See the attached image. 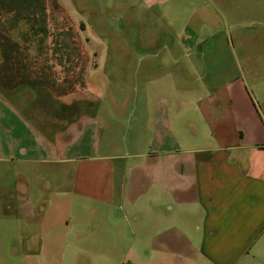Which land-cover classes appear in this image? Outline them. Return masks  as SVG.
I'll return each instance as SVG.
<instances>
[{"label": "crops", "instance_id": "crops-1", "mask_svg": "<svg viewBox=\"0 0 264 264\" xmlns=\"http://www.w3.org/2000/svg\"><path fill=\"white\" fill-rule=\"evenodd\" d=\"M117 1L121 7L159 10L163 20L179 29L165 48L144 58L151 94L132 98L136 114L126 152L51 158L71 166L74 191L106 205L108 223L97 231L105 228L110 236L96 232V251L104 250L97 264H108L109 248L127 256L128 247L132 259L117 264H264V74L253 86L254 96L245 81L230 76L229 67L225 73L216 69L213 58L224 51L211 43L193 47L196 38L186 34L191 23L214 18L217 5L229 0ZM55 2L59 9L70 4ZM77 20L82 22L80 16ZM52 51L49 63L57 71ZM256 52V69L264 71V49ZM64 54L59 69L76 68L69 50ZM185 72H195V78ZM13 184L14 179L0 183V249L19 257L0 256V264H40L32 255L59 243L69 245L66 235L72 225L60 216L59 222L50 218H56L54 211L40 215L37 203L28 208L33 198H25ZM74 257L52 261L81 264Z\"/></svg>", "mask_w": 264, "mask_h": 264}, {"label": "rangeland", "instance_id": "rangeland-1", "mask_svg": "<svg viewBox=\"0 0 264 264\" xmlns=\"http://www.w3.org/2000/svg\"><path fill=\"white\" fill-rule=\"evenodd\" d=\"M69 1L63 9L57 7L55 0L45 1L46 14L49 6L62 21L65 19L73 38L72 59L77 60V67L68 68L67 72L59 67L56 71L49 63L53 60L50 53L54 37L49 25L47 45L41 44L40 49L34 43H26L22 34L0 25V146L22 144L7 151L0 149V183L14 179L13 186L22 190L25 198H33L28 208L37 203L40 215L54 211L56 218H50L59 222L61 217L72 225L66 235L69 245L59 243L32 255L33 259H41L40 264H57L52 259H69L72 254V259H82L81 264H97L99 254L104 253L102 248L97 253L96 239L97 233L110 236L105 228L97 231V226L108 223L106 205L74 191L71 166L64 160L54 163L51 158H60L62 154L126 152L130 124L136 114L132 98L151 94L144 78V58L165 48L173 31L179 29V24L167 23L154 8L152 13L151 8L146 10L138 5L135 9L121 7L117 0ZM49 21L55 22L52 18ZM74 22L76 28L71 24ZM190 26L192 33L186 34L196 38L193 47L203 49L212 45L224 51L222 56L213 58L216 69L225 73L229 67L230 76L245 81L256 96L253 86L264 74L256 69V51L264 49V0L219 3L214 18L207 22L200 19ZM8 36L17 40V45L1 42ZM185 74L188 78L196 75ZM79 144L80 149L67 150ZM60 226L63 227L61 223ZM108 252L109 260L104 259L108 264L132 259L129 247L127 256L119 248L114 253L109 248ZM0 256L17 259L19 254L0 249Z\"/></svg>", "mask_w": 264, "mask_h": 264}, {"label": "trees", "instance_id": "trees-1", "mask_svg": "<svg viewBox=\"0 0 264 264\" xmlns=\"http://www.w3.org/2000/svg\"><path fill=\"white\" fill-rule=\"evenodd\" d=\"M46 0H0V25L5 29L21 35L25 42L40 49L41 44L47 45L48 25L53 28L52 38L53 49L56 50L57 66L62 69L65 58L64 49L69 50L68 58L72 59L74 51L73 38L71 39L70 29L64 24L59 16L48 6L46 14ZM54 19V23H49V19ZM24 27V30H21ZM16 31V32H15ZM49 32V31H48ZM1 42L9 45H17V40H12L9 36L4 37ZM49 43V42H48ZM50 44H48L49 46ZM20 45L18 44V47ZM71 48V49H70ZM52 49V48H51ZM52 49V50H53ZM67 58V59H68ZM63 59V60H62ZM59 60H62L58 62ZM77 61V60H76ZM61 63V64H60ZM77 65V64H76Z\"/></svg>", "mask_w": 264, "mask_h": 264}]
</instances>
